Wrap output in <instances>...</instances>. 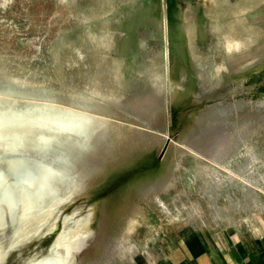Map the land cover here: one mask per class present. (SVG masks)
<instances>
[{
    "label": "rangeland",
    "instance_id": "374dc122",
    "mask_svg": "<svg viewBox=\"0 0 264 264\" xmlns=\"http://www.w3.org/2000/svg\"><path fill=\"white\" fill-rule=\"evenodd\" d=\"M4 90L105 108L71 264H127L177 232L264 245V0H0Z\"/></svg>",
    "mask_w": 264,
    "mask_h": 264
},
{
    "label": "bare ground",
    "instance_id": "6f19581e",
    "mask_svg": "<svg viewBox=\"0 0 264 264\" xmlns=\"http://www.w3.org/2000/svg\"><path fill=\"white\" fill-rule=\"evenodd\" d=\"M170 88L174 94L171 83ZM12 94L0 92V264L47 238L43 253H32L20 264H71L92 233V208L74 204L82 199L91 172L85 153L101 136L96 131L107 120L105 108L91 96L68 104L52 96L21 107L15 104L22 97ZM257 105L264 106V98ZM125 108L146 123L140 106ZM83 208L86 215L78 217Z\"/></svg>",
    "mask_w": 264,
    "mask_h": 264
},
{
    "label": "crops",
    "instance_id": "0c3cea01",
    "mask_svg": "<svg viewBox=\"0 0 264 264\" xmlns=\"http://www.w3.org/2000/svg\"><path fill=\"white\" fill-rule=\"evenodd\" d=\"M212 239L210 245L196 233H173L148 257L137 256L127 264H264L263 244L252 248L244 241L226 242L219 234Z\"/></svg>",
    "mask_w": 264,
    "mask_h": 264
}]
</instances>
